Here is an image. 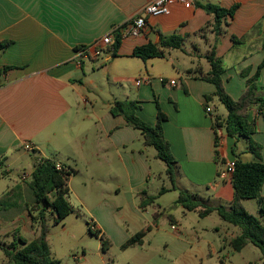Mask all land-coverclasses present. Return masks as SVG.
<instances>
[{
    "label": "crops",
    "instance_id": "0c3cea01",
    "mask_svg": "<svg viewBox=\"0 0 264 264\" xmlns=\"http://www.w3.org/2000/svg\"><path fill=\"white\" fill-rule=\"evenodd\" d=\"M149 1L0 0V43L4 44L0 69H6L0 78L2 169L9 174L5 161L17 163L21 151L32 152V171L24 174L29 182L35 165L51 159L72 174L68 202L73 212L69 216L87 213L88 226L117 247L123 248L145 230L143 242L134 246L150 249L157 245L166 256L178 254L181 264H209L214 257L216 264H226L227 256L221 253L239 232L229 230L231 224L224 221L214 227L217 242L206 241L198 230L183 227L172 209L179 207L184 218L189 213L198 215L177 203L182 191L208 206L228 207L234 199L232 179L223 178L222 173L226 162L236 159L235 140L214 127L215 116L224 118L228 113L219 115L216 85L202 76L211 69L207 55L214 48L224 67L221 77L226 93L237 100L246 92L247 79L264 58V0H191L186 4L175 0L170 15L150 17L139 37L121 39L115 56V42L104 46L97 57L81 55L82 49L138 15ZM197 3L225 9L236 6L222 35L207 26L213 16ZM173 34L183 38L181 49H167L164 58L133 56L136 47L150 42L159 45ZM140 79L143 82L138 84ZM258 84L264 87V67ZM125 100L137 104L135 116L150 126L158 123L159 113L165 116L163 136L175 160L171 190L179 192L171 208L169 202L167 206L156 202L140 206L139 191L145 189L155 196L151 194V159L161 160L144 144L140 131L122 115L111 114L114 103ZM248 120L255 128L252 138L262 146L264 164L263 113L254 108ZM238 144L239 140L237 149ZM245 151L240 152L241 160H257ZM165 168L167 172L166 164ZM26 183L15 186L25 192ZM162 210L155 219V213ZM169 222L172 232L166 229ZM20 225L35 226L26 208L0 211V238ZM203 239L209 245L207 254L197 250ZM0 253L4 255L2 248ZM0 264L12 263L4 255Z\"/></svg>",
    "mask_w": 264,
    "mask_h": 264
},
{
    "label": "trees",
    "instance_id": "16d2710c",
    "mask_svg": "<svg viewBox=\"0 0 264 264\" xmlns=\"http://www.w3.org/2000/svg\"><path fill=\"white\" fill-rule=\"evenodd\" d=\"M198 8H202L207 13L213 16V21L208 24L211 30L218 36L224 32L223 28L226 27L229 22L228 18H233L236 6L225 9L218 5H201L198 4ZM235 38V37H234ZM235 41H239L236 38ZM183 38L176 36L175 34L164 37L161 39L159 45L152 44V42L138 46L134 49L133 56L141 59H156L166 57L167 49H181L183 46ZM121 44V37L119 35L115 38V44L113 45L115 56L117 49ZM4 46L0 43V48ZM207 59L211 65V69L202 76V79L210 81L216 85L217 91L214 96L225 107L228 114L226 117L214 118V127L217 131L221 130L226 135L235 140L233 148L235 159V172L232 177V186L234 189V199L228 206H208L203 202L197 200L192 194L182 191L179 195L177 203L180 204L187 211H197L200 218H205L208 215L215 212L223 221L234 225L239 230V234L231 239L230 244L234 251L240 252L249 243L259 247V250L263 253L264 257V197L261 195L262 186L264 183V164L262 162V146L256 142L252 137L255 131L254 125L248 120L250 111L257 108L258 111L263 113L264 116V87L258 84L259 75L264 67V58L260 63L256 72L247 79V90L239 99L235 100L226 93L223 85L222 74L224 67L222 61L216 57L215 49L212 48ZM6 69H0V78ZM137 104L132 101H116L112 106L111 114L122 115L128 125L141 132L144 144L150 146L157 153V159L163 161L167 166V173L171 176V181L174 183L175 160L172 156L169 143L164 138L162 122L165 120V116L159 113L158 123L155 126L142 121L135 116ZM244 139L246 141L247 149L245 152L254 155L257 160L255 161H243L241 160V153L237 149V141ZM219 137L216 136V147L218 148ZM240 154V155H239ZM216 155L219 153L216 149ZM2 162L0 161V174L6 175L2 169ZM71 172L66 169H59L55 161L51 159H42L32 172L28 186L31 189L34 205L42 206L39 213V221L36 215L33 214L32 209H28L33 221L37 220V226L40 228V234L36 239L28 241L22 237L15 239L10 243L8 247L2 248L5 257L8 262L12 264H58V261L51 256V252L48 246L47 239V226L45 224V212L49 210L54 216V224H60L66 220V218L73 212V208L68 202L70 189L68 186L69 177ZM166 189H162L161 193ZM141 202L140 206H151L156 202L157 197L149 196L147 191L141 190L138 192ZM13 196L16 198L17 203L24 198V192L20 185H16L11 188L6 194L0 197V211L14 206V203L10 200ZM248 199H255L259 203V209L261 212V218L250 214L244 207V201ZM12 202V203H11ZM17 205V204H15ZM164 210L157 211L155 213V219L158 218ZM89 232L99 235L101 237V248L105 250L111 245V242L98 231H93L91 227ZM146 234L145 230L136 233L128 241L126 246H134L141 244Z\"/></svg>",
    "mask_w": 264,
    "mask_h": 264
},
{
    "label": "rangeland",
    "instance_id": "374dc122",
    "mask_svg": "<svg viewBox=\"0 0 264 264\" xmlns=\"http://www.w3.org/2000/svg\"><path fill=\"white\" fill-rule=\"evenodd\" d=\"M216 105L218 107L219 115L228 113L225 107L218 100H216ZM245 150L246 141L244 139H240L238 152L240 153ZM21 152L22 153L18 155L21 156V158L17 161V163H15L12 159L7 160L4 163L5 166H10L11 172L7 175L0 174V197H2L3 194H6L10 187H13L15 184L20 182L26 183L28 180L27 178L24 179L22 177L25 173H31L34 164V156L32 152ZM150 152L153 153V150H150ZM151 166L153 168L151 194L157 197L156 203L167 206V203L169 202V206L171 208V202L177 198L179 192L178 190L175 191V189L171 190L173 182L171 181V176L166 172L165 163L156 159H151ZM163 166L164 169H162ZM164 188L167 189L166 192L158 194V191ZM24 190V198L18 201V203L16 198L14 199L15 196L10 198V200L14 203V208L16 210L18 208H26L27 210L29 208L32 209L33 214L36 215V218L39 221V213L41 212V209H37L32 202V199L34 198L27 183ZM244 207L250 214L261 218V212L257 200H245ZM9 208L13 211L15 210L13 206ZM40 208H42V206H40ZM175 209L176 210H174V208L172 209V213H174L176 219L182 221L181 223L183 224V227L188 230L192 229V232H194L193 229L198 230L201 233L200 236L206 239V241L207 239H214V241L217 242L219 234H216L214 227L225 223L217 214L212 213L208 215L207 218L205 217L204 219H201L198 215L189 213L188 217L184 218L181 214V210H179V207ZM10 215L12 214H8V216ZM81 216L82 217H77L76 213H74L64 222L54 224V216L52 213L49 210L45 212L44 220L47 226L48 246L51 256L58 261V264H181L178 254L174 253L171 257L166 256L162 247H158L157 245L151 247L150 249H148L147 246H129L125 249L117 247L110 241L111 245L105 250H102L101 237L89 232V226L87 223H90V217L87 213H81ZM32 224L37 226V220H32ZM35 226L33 229L25 228L23 225L18 226L15 231L13 230L15 228L9 229V236H3L0 238V249L8 247V245L12 243L10 241L11 239L14 241L13 238H9L10 236H15L17 240L19 237L27 239L28 241L36 239L40 234L41 225L39 227ZM228 228L231 231L239 232L235 226L229 225ZM166 229L172 232L170 230V222L168 223ZM219 233L223 234L224 232L220 230ZM106 238L108 239L107 236ZM204 239L201 243H199L197 250H199L200 253L207 254L209 253V245ZM189 241L193 242L191 238H189ZM184 245H187V243ZM221 256H227L226 264H264L263 253L259 250V247L251 243H249L240 253L234 251L231 244H228L226 249L222 251ZM2 257H4V255L0 253V261L2 260ZM213 262L215 264L219 263L217 257H214ZM213 262H209V264H214Z\"/></svg>",
    "mask_w": 264,
    "mask_h": 264
},
{
    "label": "built area",
    "instance_id": "2783aa9c",
    "mask_svg": "<svg viewBox=\"0 0 264 264\" xmlns=\"http://www.w3.org/2000/svg\"><path fill=\"white\" fill-rule=\"evenodd\" d=\"M175 0H151L149 1L140 11L138 15H136L128 22H125L123 26H119L114 28L109 34H106L103 38L93 43L90 47L81 50V55L84 58H94L97 57L102 48L104 46H109L115 42V38L117 35L121 37V39L130 37L136 38L139 37L146 27V23L150 17L157 18L161 16H168L171 13V4ZM191 0H178L181 4H186ZM143 82L142 79L138 80L137 83L141 84ZM171 84H176L174 80H171ZM208 112H212V108H207ZM29 148V147H27ZM235 159L228 160L226 162L224 171L222 173V177L226 179H232L233 174L235 172ZM25 178V176H23ZM171 229H176L175 226H172Z\"/></svg>",
    "mask_w": 264,
    "mask_h": 264
}]
</instances>
